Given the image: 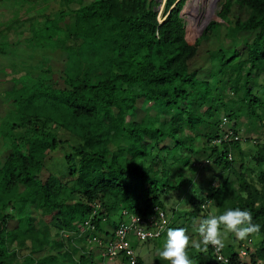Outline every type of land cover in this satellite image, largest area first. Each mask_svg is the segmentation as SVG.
Returning a JSON list of instances; mask_svg holds the SVG:
<instances>
[{"label": "trees", "instance_id": "trees-1", "mask_svg": "<svg viewBox=\"0 0 264 264\" xmlns=\"http://www.w3.org/2000/svg\"><path fill=\"white\" fill-rule=\"evenodd\" d=\"M20 1L30 3L27 15L17 11L2 22L0 53L8 52L12 32L31 49L59 50L65 61L60 81L41 62L42 74L14 77L8 91L15 107L10 114H17L10 127L17 132L0 160V264H99L91 244L102 247L88 241L94 233L114 236L125 210L145 215L155 206L167 209L165 197L197 183L203 161L216 173L189 196L190 210L174 209L171 228H193L211 210L201 207L209 200L217 214L250 210L261 230L248 238L250 246L231 234L234 245L224 247L228 262L211 247L209 261L192 247L189 258L193 264H236L245 248L244 264L264 261V170L259 188L242 163L235 166V152L254 140L256 160L264 163V141L251 136L257 125L264 137V85L256 93L254 84L264 74V0H223L219 19L194 41L182 17L187 0H166L162 22L156 0H92L78 8L69 7L74 0L58 7ZM222 27L234 45L231 53L215 49L210 69L197 65L202 44ZM228 129L243 141L213 144ZM60 149L63 158L50 170L48 157ZM185 167L193 174L188 181ZM95 209L93 232L85 222ZM132 244L137 248L138 241Z\"/></svg>", "mask_w": 264, "mask_h": 264}, {"label": "rangeland", "instance_id": "rangeland-1", "mask_svg": "<svg viewBox=\"0 0 264 264\" xmlns=\"http://www.w3.org/2000/svg\"><path fill=\"white\" fill-rule=\"evenodd\" d=\"M35 0H31V3H34ZM92 0H74L70 4V8H78L82 4H86ZM160 3L157 6L159 10V18L161 21L163 20V16L165 14V4L166 0H156ZM222 1L223 0H187L186 4L182 10V17L186 22V29H187V37L190 41H194L196 38L200 37L204 31H206L212 21L219 19V13L222 8ZM54 7H58V4L61 3V0H46V4H52ZM30 4V3H29ZM28 3L20 1V0H9L4 3H0V29L4 27L2 24L3 21H6L8 18L15 14L14 12L19 11L20 15L26 16V8L29 6ZM33 10L31 12H34ZM226 28L222 27L214 33L215 36L211 38L210 41H205L201 48L200 53L201 55L197 57L196 62L197 65H201V62L205 63L206 69H210L212 62L210 61V53L213 50H217L219 48H223L226 53H231L234 45L229 43L230 41L226 40ZM9 41L10 47L7 48V53H0V160L3 159L4 154L6 151L12 150L11 145V134H15L17 131L12 130L10 125L14 121H17V114H10V110H15L14 104L13 108H11V101L9 98L11 94L8 92L10 87L15 84V80L13 79L18 78L19 76H26L28 73H31L33 76H37L41 73V70L38 68V65L42 62L44 63V67H51L54 72L55 79L60 81L59 75L62 73V68L64 65V58L61 56V52L58 51H50L49 49H31L30 47H26L24 44L25 42H19V36L15 33H9L6 37ZM243 39L242 37H240ZM0 40L3 38L0 37ZM240 42H245L244 39L240 40ZM21 43V44H20ZM244 45L241 44L238 46L240 51L243 50ZM47 53L50 55L49 58H46ZM43 60V61H42ZM213 79V78H212ZM212 81V80H211ZM217 81V78H214V82ZM255 88L256 93L260 90L261 86L264 85V74L258 77L255 80ZM14 97V96H13ZM222 115V113H221ZM242 121L246 124V120L243 118ZM244 127V126H243ZM253 139H257L259 141H264V137H262L263 127L260 128L259 126L251 127ZM243 134V132H241ZM60 134L62 137L69 136V132L67 130H61ZM244 135V134H243ZM243 153L239 151L235 152V157L239 158V162L235 164L237 169H239L243 164V171L246 174L248 180L256 184L259 188H262L263 181H261L260 174L261 171L264 170V163L258 164L256 160V153H257V146L252 141H247L242 143ZM64 151L57 150L50 154L47 160V167L52 170L55 169L58 163L63 158ZM234 156V153H233ZM196 159V158H194ZM195 161V160H194ZM204 162V166L199 169L197 180L200 182L203 178L209 179L213 176L212 168H210L207 162ZM202 163V162H199ZM242 163V164H241ZM186 171L185 176L187 177V181L191 179L193 174L188 169V167L184 168ZM217 173L220 174L222 171L220 167L216 166L215 168ZM192 174V175H191ZM225 174V173H224ZM49 175V171L44 170L41 174L43 179ZM225 177L230 178L232 181L235 178L233 173H229L225 175ZM212 179V178H211ZM215 180V179H213ZM187 182L181 190L172 191L168 196L165 197L166 200V208L172 216V219L175 218L173 211L175 208L179 209V214H182L185 210H190L191 206L189 205V196L192 193L200 190L199 183ZM189 183V184H188ZM236 186V184H235ZM202 187V186H201ZM187 189V191H186ZM204 189L203 187L201 190ZM186 191V192H185ZM191 198V197H190ZM215 205L212 204L211 210L214 208ZM215 209V208H214ZM184 220V219H183ZM199 220V218L197 219ZM13 223L16 222L15 220L12 221ZM186 223V220L183 221ZM187 229L188 227L185 226ZM56 231L52 229V237L55 235ZM193 228L188 229V234L193 237V239H197L198 234H192ZM73 236V235H72ZM199 238V237H198ZM76 240V239H75ZM160 241V240H159ZM161 245H163L166 241L164 239L161 240ZM225 245L228 244L234 245L235 240L231 233H225L224 235ZM141 243V242H140ZM247 246H250L251 243L248 240L245 241ZM66 248L71 246V243H68V240L65 242ZM80 246H87L89 244H85L83 242H79ZM158 243H147V244H139L138 248H136L137 253L141 254L144 264H168L167 261L161 260L159 253L162 251L163 246H156ZM92 249L94 250V259L99 264H115L114 262H109L104 258L103 249L97 245L91 244ZM16 245L13 244L10 246V249H13ZM27 253L26 249L20 251V259ZM205 261H209L210 256L209 254L204 255Z\"/></svg>", "mask_w": 264, "mask_h": 264}, {"label": "built area", "instance_id": "built-area-1", "mask_svg": "<svg viewBox=\"0 0 264 264\" xmlns=\"http://www.w3.org/2000/svg\"><path fill=\"white\" fill-rule=\"evenodd\" d=\"M222 124L228 122L225 114L222 115ZM243 136L240 133H235L232 129L223 130L221 136L213 141V144L230 143L233 141H243ZM256 142V140H254ZM254 142V143H255ZM228 158L233 159V152L229 151ZM211 201L206 200L202 205H209ZM205 211L209 207H202ZM211 211V210H210ZM209 212V211H208ZM207 212V213H208ZM97 216V209L94 210L92 216L85 222L86 227L93 232L96 229L94 220ZM170 213L167 209L155 206L148 214H131L128 211H123V217L115 229L114 236L107 237L102 235L98 237L95 233L88 241L99 244L104 252L105 260L114 262L115 264H138L139 255L132 241L148 242L163 238L167 234V229L171 226ZM105 220V219H103ZM105 247V248H104ZM213 253L217 255L220 261L228 262L231 257L223 249L219 254L212 248ZM248 256L247 249L243 248L238 255L236 264H244Z\"/></svg>", "mask_w": 264, "mask_h": 264}, {"label": "clouds", "instance_id": "clouds-1", "mask_svg": "<svg viewBox=\"0 0 264 264\" xmlns=\"http://www.w3.org/2000/svg\"><path fill=\"white\" fill-rule=\"evenodd\" d=\"M201 207L212 206L210 203ZM260 230L261 226L253 222V215L248 209L227 208L217 214L213 208L207 216L193 222V232L198 234L199 239H193L186 228H168L166 242L159 256L168 264H193L188 254L189 247L204 254L211 247L219 254L225 247V233L233 234L239 241H246L250 236L258 235ZM258 264H264V261H258Z\"/></svg>", "mask_w": 264, "mask_h": 264}, {"label": "crops", "instance_id": "crops-1", "mask_svg": "<svg viewBox=\"0 0 264 264\" xmlns=\"http://www.w3.org/2000/svg\"><path fill=\"white\" fill-rule=\"evenodd\" d=\"M198 183H199V182H198ZM172 222H173V220H172ZM179 222H180V221H179ZM179 225H180V224H179ZM172 228H173V227H172ZM193 234H194V233H193ZM166 238H167V234H166L163 238H161L160 241H159V240H153V241H148V242H145V243H142V242L140 243V242H138V245H139V244H144V245H145V244H147V243L149 244V243H156V242H157L158 244H157L156 246H160V247H162V246H164L165 243H164L163 245H161V242H162L161 240L164 239V241H166ZM138 245H137V248H138ZM138 255H139V258L142 259L141 254H138ZM142 260H143V259H142Z\"/></svg>", "mask_w": 264, "mask_h": 264}, {"label": "water", "instance_id": "water-1", "mask_svg": "<svg viewBox=\"0 0 264 264\" xmlns=\"http://www.w3.org/2000/svg\"><path fill=\"white\" fill-rule=\"evenodd\" d=\"M162 21H163V20H162ZM162 21H161V22H162Z\"/></svg>", "mask_w": 264, "mask_h": 264}]
</instances>
